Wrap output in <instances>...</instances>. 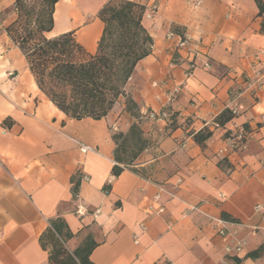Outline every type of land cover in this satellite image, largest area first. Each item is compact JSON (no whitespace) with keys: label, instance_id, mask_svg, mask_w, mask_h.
Returning a JSON list of instances; mask_svg holds the SVG:
<instances>
[{"label":"crops","instance_id":"1","mask_svg":"<svg viewBox=\"0 0 264 264\" xmlns=\"http://www.w3.org/2000/svg\"><path fill=\"white\" fill-rule=\"evenodd\" d=\"M108 1L59 0L46 35L72 32L94 55L103 30L97 13ZM125 1L157 8L141 21L153 49L126 86L148 147L132 169L113 177L111 128L126 134L135 122L124 111V99L97 121H74L59 112L7 37L12 0H0V264H47L39 238L56 217L75 236L69 251L82 234L92 235L93 264H264V251L248 257L264 248V79L255 96L236 98L242 75L259 69L264 76V62L256 68L252 63L255 53L264 52V13L258 16L253 0ZM169 32L189 37L193 57L177 60ZM175 87L180 92L169 104L167 94ZM236 105L242 107L237 116L213 126ZM162 110L174 116L175 129L144 117ZM5 120L9 127H3ZM205 127L211 137L200 149L192 135ZM239 129L247 134L245 149L221 169L218 150ZM79 144L91 151L82 154ZM81 175L89 181L80 182ZM72 178L79 183L76 199ZM78 207L86 211L81 217ZM216 220L245 241L241 254L225 255Z\"/></svg>","mask_w":264,"mask_h":264},{"label":"trees","instance_id":"2","mask_svg":"<svg viewBox=\"0 0 264 264\" xmlns=\"http://www.w3.org/2000/svg\"><path fill=\"white\" fill-rule=\"evenodd\" d=\"M58 1L13 0L16 18L5 28V33L22 53L37 88L68 119L101 120L119 99H124V111L135 122L126 134H112L115 164L111 175L118 177L124 170L132 169L137 157L148 147L140 128L139 108L126 94L136 65L151 54L152 40L141 24L145 9L134 2L109 0L97 13L103 30L95 54L89 55L75 41L72 32L46 38L53 29L54 7ZM253 2L261 16L263 0ZM147 114L144 117L148 119ZM231 119L230 112L224 110L215 123L223 127ZM166 121L169 129H175L173 115L169 114ZM2 125L6 128L10 123L5 120ZM210 137L211 132L205 127L192 135V140L204 149ZM226 163L227 158L222 157L219 168L223 169ZM71 184L73 199H76L78 179L72 178ZM108 189L106 186L104 192ZM74 237L62 218L48 220V227L39 238L41 248L47 251V264H93L89 257L97 244L92 235L82 234L77 247L69 251L67 243ZM263 251L260 248L248 257L254 259Z\"/></svg>","mask_w":264,"mask_h":264},{"label":"built area","instance_id":"3","mask_svg":"<svg viewBox=\"0 0 264 264\" xmlns=\"http://www.w3.org/2000/svg\"><path fill=\"white\" fill-rule=\"evenodd\" d=\"M157 11V8L155 6H151L147 10H145L143 14V18L150 20L152 18V14ZM167 39L169 40H175L174 43V52L177 55V60L179 61H185L189 60V58L193 57V52L190 51L189 46H190V39L186 34L183 35H175L171 32L167 34ZM153 46H150V50L152 51ZM184 51L185 52V57H182L180 55V52ZM252 63L253 66L256 68L259 66L262 62H264V52L259 51L253 55L252 58ZM192 62V59H191ZM205 68L208 69L207 65L204 66ZM192 66H190V69ZM9 76L12 75V73L8 74ZM264 76L263 74L259 71V69H255L253 72L252 76L248 75H242L241 77V86L242 88L240 91L236 94V98L241 97L243 94L249 93L251 96H255V94L261 89L262 82H263ZM153 86H156L154 84ZM180 90L178 87H175L171 89L168 94H167V102L170 104L173 101L176 100ZM231 114L232 117L237 116L241 111L242 107L240 105H236L234 107L229 108L228 110ZM145 113L144 115H146ZM148 115V119L151 121H166L169 117V114L167 111L162 110L159 113H153L150 112ZM207 124H205L206 126ZM214 127H218L215 124H213ZM112 132H116V129L114 127L111 128ZM247 139V134L243 129L237 130L235 133L231 134L227 138L224 139L223 146L218 150V155L228 158L242 150L245 149V143ZM79 151L82 154H85L87 152L91 151V148L87 146H83L79 144ZM89 178L86 175H81L80 177V182H88ZM155 198H158L157 196ZM262 208L259 206L255 207V211H259ZM192 210H197V208H192ZM159 213H162L163 210L159 209ZM86 213V211L78 207L75 211V214L79 217L83 216ZM99 213L98 210L93 212V215H97ZM226 223L222 220H216L215 228H216V235L221 239L223 243V251L226 256L229 257H236L239 254L243 252L244 246H245V241L243 239L237 238V233L236 232H230L226 228Z\"/></svg>","mask_w":264,"mask_h":264},{"label":"rangeland","instance_id":"4","mask_svg":"<svg viewBox=\"0 0 264 264\" xmlns=\"http://www.w3.org/2000/svg\"><path fill=\"white\" fill-rule=\"evenodd\" d=\"M7 13L14 14V15H13V20L16 18V13H15V10H14L13 0H12V6H11V9H10L9 11H7L6 14H7ZM13 20H12V21H13ZM10 23H11V22H10ZM7 26H8V25H7ZM7 26H6V27H7ZM6 27H5V28H6ZM45 36H46V38H50L49 35H45ZM8 74H9V72H8L7 75H6L7 78H8V80H9L13 85H15V81H14L15 75L12 74L11 76H9ZM123 104H124V101H123ZM114 133H115V132H114Z\"/></svg>","mask_w":264,"mask_h":264},{"label":"bare ground","instance_id":"5","mask_svg":"<svg viewBox=\"0 0 264 264\" xmlns=\"http://www.w3.org/2000/svg\"><path fill=\"white\" fill-rule=\"evenodd\" d=\"M61 21V20H60Z\"/></svg>","mask_w":264,"mask_h":264}]
</instances>
